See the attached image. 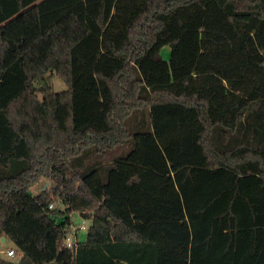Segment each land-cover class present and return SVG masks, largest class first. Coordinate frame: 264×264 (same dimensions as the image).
<instances>
[{"label": "trees", "instance_id": "obj_1", "mask_svg": "<svg viewBox=\"0 0 264 264\" xmlns=\"http://www.w3.org/2000/svg\"><path fill=\"white\" fill-rule=\"evenodd\" d=\"M2 238L0 264H264V0H0Z\"/></svg>", "mask_w": 264, "mask_h": 264}, {"label": "rangeland", "instance_id": "obj_2", "mask_svg": "<svg viewBox=\"0 0 264 264\" xmlns=\"http://www.w3.org/2000/svg\"><path fill=\"white\" fill-rule=\"evenodd\" d=\"M170 47L166 46L162 49L161 51V55L162 57H164V59H169L170 57ZM47 80L48 82L50 83V85L52 86L54 92H63V91H66L67 90V85L57 76L56 73H49L47 75ZM40 98L42 99L43 98V95L40 94L39 95ZM130 148V146H121V147H117L115 150H113L112 152H110L103 160V162L106 164V165H110L112 163V160L115 156L117 155H120L121 153H123L124 151H128ZM97 161V159H93L90 163H93ZM52 183L51 182H48V181H45V180H42L37 186H35L33 189H32V193H36L40 187L45 188H49V186H51ZM55 207H63L61 202L60 201H56L55 204H54ZM72 218H73V222L76 226L78 225H81L83 224V222L86 224L87 226V223L85 221H82L81 218H80V215L79 213H74L72 214ZM86 231L82 232L79 236V240H85L86 238ZM10 249H14L16 250L15 248V245L12 241L8 240V241H5L4 243L1 241L0 243V256L6 260H11V261H15L17 262L21 256H18L16 255L15 257H12V258H8L7 255H6V251L7 250H10Z\"/></svg>", "mask_w": 264, "mask_h": 264}, {"label": "built area", "instance_id": "obj_3", "mask_svg": "<svg viewBox=\"0 0 264 264\" xmlns=\"http://www.w3.org/2000/svg\"><path fill=\"white\" fill-rule=\"evenodd\" d=\"M87 230L86 224L83 222V224L76 226L75 224H71L69 227V230L65 236V245L66 247L70 249H75L79 240V236L81 232H84ZM6 255L8 258H12L16 256V251L14 249L7 250Z\"/></svg>", "mask_w": 264, "mask_h": 264}, {"label": "water", "instance_id": "obj_4", "mask_svg": "<svg viewBox=\"0 0 264 264\" xmlns=\"http://www.w3.org/2000/svg\"><path fill=\"white\" fill-rule=\"evenodd\" d=\"M42 190H45V188H43ZM2 242H3V243L5 242V238H2Z\"/></svg>", "mask_w": 264, "mask_h": 264}, {"label": "crops", "instance_id": "obj_5", "mask_svg": "<svg viewBox=\"0 0 264 264\" xmlns=\"http://www.w3.org/2000/svg\"><path fill=\"white\" fill-rule=\"evenodd\" d=\"M83 240V239H82Z\"/></svg>", "mask_w": 264, "mask_h": 264}]
</instances>
